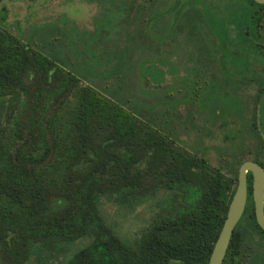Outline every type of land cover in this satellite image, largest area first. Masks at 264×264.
<instances>
[{
  "label": "trees",
  "instance_id": "1",
  "mask_svg": "<svg viewBox=\"0 0 264 264\" xmlns=\"http://www.w3.org/2000/svg\"><path fill=\"white\" fill-rule=\"evenodd\" d=\"M3 25L0 18V264H46L85 237L89 242L68 264H208L237 171L210 167L142 113L139 100L132 106L84 83L105 65L126 89L131 48L146 46L143 25L136 35L126 28L118 51L91 52L89 63L72 67L57 51L43 52L31 37L25 41ZM49 25L35 27L37 33L44 26L43 45ZM139 62L145 95L141 77L159 78L143 54ZM159 188L179 190L181 201L160 212L134 244L100 213L103 195L128 204ZM235 235L233 230L222 264L230 262Z\"/></svg>",
  "mask_w": 264,
  "mask_h": 264
},
{
  "label": "flooded vegetation",
  "instance_id": "2",
  "mask_svg": "<svg viewBox=\"0 0 264 264\" xmlns=\"http://www.w3.org/2000/svg\"><path fill=\"white\" fill-rule=\"evenodd\" d=\"M86 2L94 8L88 19L94 29L78 33L73 27L76 24H72L67 32L74 35L69 37L63 30L71 21L62 18L61 25L43 22L52 25L45 26L48 37L43 33L51 48L58 54L69 50V67L89 63L87 51L98 55L116 52L118 44H103L118 38L121 18L124 37L126 28L136 35L143 25L146 46L131 48L135 51L132 89L140 79L137 66L142 54L147 65L162 76L155 81L147 75L141 77L147 81L148 90L139 100L144 103L146 115L154 112L156 117L149 118L156 119L157 125L171 135L176 120L185 122L182 124L192 139L183 140L181 145L204 157L210 167L228 174L236 170V180L232 177L235 189L244 162L260 166L264 178V0ZM38 25L32 32L40 40L44 26L36 33ZM134 95L132 104L136 106L138 95ZM254 182L253 171L247 169L244 209L233 229L236 247L230 253L229 264H264V229L257 218ZM259 202L264 219V182Z\"/></svg>",
  "mask_w": 264,
  "mask_h": 264
},
{
  "label": "rangeland",
  "instance_id": "3",
  "mask_svg": "<svg viewBox=\"0 0 264 264\" xmlns=\"http://www.w3.org/2000/svg\"><path fill=\"white\" fill-rule=\"evenodd\" d=\"M4 6H7L6 10H3ZM93 11V6H90L86 0H3L0 3V18H2L1 21L4 23L3 26H7L8 30L16 35L20 34L25 41L31 37L32 45L37 49L40 47L43 52L54 50L51 48V42L48 41L47 45L40 43L39 37L32 33L34 26L43 22H52L61 25V19L63 18L62 21H64V19L71 21V24L66 23L65 29L63 30V32L70 37L74 35V33L71 31L67 32L69 25L72 26V24H76L77 26L73 25V27L78 33L81 32L82 29H94L92 20H88L93 15ZM120 21L121 22L118 23L116 35L118 38L110 41L107 39L103 45L109 47L110 44L114 42V44H118L117 47H119L123 44L125 24H122L124 19L121 18ZM83 24L84 26H81ZM59 37L63 39L62 36L59 35ZM60 43L63 44L64 40ZM116 51H118V49ZM87 52L88 54L91 53V51ZM60 53V56L68 58L70 63L71 54L69 50L66 48L65 50H61ZM134 53L135 51H132V54ZM138 57L139 55L137 58ZM81 67L83 68V66ZM149 68L153 76L159 78V80L162 79L159 70L155 69L153 66H149ZM105 70V65L96 66L95 71L87 76V80L84 81V83L90 82L98 88H105L107 91L117 94V96L123 100H127L128 104L132 106H134L132 100L134 96H136L134 94L138 95V100L144 99V95L141 94L142 88L138 85L139 81L136 80L134 86L135 90L132 89V75L129 77L128 87L125 89L120 81L118 79L116 80L119 74L115 76H113L114 74L109 75V77ZM144 86H147L146 82ZM141 112L145 113L147 111L141 108ZM149 117L155 118L156 114L153 112ZM182 123L185 124L182 120H176V125L174 128L172 127V132L174 135H177L179 143L183 140L189 142L192 139V134L185 129ZM190 192V194H193L195 189L191 188ZM180 194L181 192L179 190L159 188L155 190L153 194L140 198L137 201L132 200L128 204L119 202L116 194L110 196L103 195L99 200V210L105 221L122 240L129 244H134L141 234L148 230L151 223L161 215L160 212L170 207L172 208V205L175 207L177 206L178 202L181 201ZM187 200H189V198H187ZM169 201L172 202L169 203ZM174 211L173 209L172 212ZM88 242L89 239L87 237L75 241L64 254L56 256L50 255L47 257L45 259L46 264H68L67 261L73 252L86 245Z\"/></svg>",
  "mask_w": 264,
  "mask_h": 264
},
{
  "label": "water",
  "instance_id": "4",
  "mask_svg": "<svg viewBox=\"0 0 264 264\" xmlns=\"http://www.w3.org/2000/svg\"><path fill=\"white\" fill-rule=\"evenodd\" d=\"M263 1V0H256ZM251 169L254 173V194L257 204V218L261 227L264 229V219L260 209L259 198L262 195L263 190V172L260 166L253 162H244L238 172V184L229 203L226 217L224 219L221 230L214 243L211 254L209 256L208 264H222L224 255L230 240V236L233 232L234 226L240 218L244 209V203L246 198V170Z\"/></svg>",
  "mask_w": 264,
  "mask_h": 264
}]
</instances>
